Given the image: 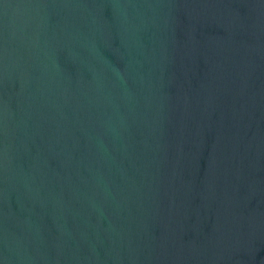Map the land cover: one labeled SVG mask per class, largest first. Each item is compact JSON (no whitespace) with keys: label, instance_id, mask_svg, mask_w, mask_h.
Instances as JSON below:
<instances>
[{"label":"water","instance_id":"water-1","mask_svg":"<svg viewBox=\"0 0 264 264\" xmlns=\"http://www.w3.org/2000/svg\"><path fill=\"white\" fill-rule=\"evenodd\" d=\"M0 264H264V0H0Z\"/></svg>","mask_w":264,"mask_h":264}]
</instances>
